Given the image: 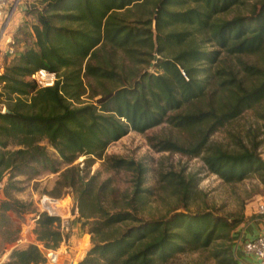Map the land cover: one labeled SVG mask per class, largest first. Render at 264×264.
Returning a JSON list of instances; mask_svg holds the SVG:
<instances>
[{
    "label": "trees",
    "instance_id": "trees-1",
    "mask_svg": "<svg viewBox=\"0 0 264 264\" xmlns=\"http://www.w3.org/2000/svg\"><path fill=\"white\" fill-rule=\"evenodd\" d=\"M233 8L234 18L227 19ZM135 9L146 19L131 23ZM27 12L37 16L35 43L15 51L0 76V108L6 109L0 110V182L34 164L58 173L42 145L46 141L69 166L54 195L73 191L79 219L92 235V246L78 264H168L175 253L215 241L222 242L218 264H240L233 246L239 221L181 212L189 209L198 181L164 176L180 203L169 215L146 220L140 214L151 194L144 187L150 170L104 155L129 131L143 134L168 124L188 140H159L158 152L200 158L225 183L250 175L264 183V159L256 150L210 147L220 128L264 102V0H42L39 9ZM108 48L109 55L103 54ZM118 54L136 64L135 71L121 69ZM223 55L237 59L234 68L221 66ZM143 65L156 71L140 70ZM42 69L57 74L53 87L40 89L34 81ZM85 78L96 84L90 85L92 99L100 98L83 106ZM11 145L17 149L8 150ZM81 156L94 157L87 160L88 168L95 158L104 159L111 171L134 175L135 188L121 200L123 206L110 198L115 189L107 182L100 186L98 177H82L73 166ZM6 198L2 217L27 207ZM61 226L60 218L40 213L38 242L57 249L68 239ZM46 263L42 251L29 244L13 249L6 264Z\"/></svg>",
    "mask_w": 264,
    "mask_h": 264
},
{
    "label": "rangeland",
    "instance_id": "rangeland-1",
    "mask_svg": "<svg viewBox=\"0 0 264 264\" xmlns=\"http://www.w3.org/2000/svg\"><path fill=\"white\" fill-rule=\"evenodd\" d=\"M30 1L40 4L42 0ZM243 13L246 14V11L243 10ZM141 14L142 11L135 9L134 15L129 16L128 19L131 23L138 18L145 20V15ZM225 17L227 19L234 18V8ZM20 40L26 44L25 48H30L35 43L34 36L30 33L21 35ZM109 52L108 48V51L103 54L109 55ZM12 59L13 56L7 57L3 65L4 69L11 64ZM222 59L224 64L222 63L221 66L234 68L237 64V59L234 57L223 55ZM243 59L248 62L257 60L252 57ZM116 60L124 71H135L136 64L130 62L122 54H118ZM147 68L146 65H143L140 70L156 71ZM84 82L88 87L87 94L81 99L82 105L94 104L100 97L92 99L93 91L90 85L96 88V84L87 78L84 79ZM98 90L100 91V89ZM77 106L79 107V105ZM263 115L264 102L254 109L244 111L239 118L226 123L211 137L210 147H219L230 153L242 152L246 149L256 150L257 154L264 159ZM163 139L185 142L188 137L168 124H161L143 134L129 131L118 141L112 142L105 151L106 158L118 157L135 161L150 170L149 175L146 176L147 182L144 187L150 189L151 194L140 214L141 218L159 219L169 215L179 205L180 199L174 195L166 180L163 179L167 174H176L185 180L195 179L198 181V187L189 209L187 211L181 209V212L212 213L229 221H239L240 226H245L257 218L264 219V215L259 213V205L264 204V183L258 176L250 175L241 182L225 183L218 176L211 174L200 158L193 159L179 153L158 152V148L154 145ZM42 145L46 147L51 159L57 162L58 173H52L44 165L34 164L22 171L14 170L6 175L3 182H0V207L3 202L7 201L6 195L27 206L20 209L23 210L22 213L9 212L6 217H2L0 210V264L9 262L11 252L19 239L26 242L23 246L38 242V215L40 213L47 214V206L50 203L46 201L47 198L60 201L58 205H55L56 211L51 216L61 219L60 230L68 236V255L63 256V259L76 260L78 264L92 246L90 228L84 226V221L79 219L76 210V196L73 191L64 190L63 195L59 198L54 195V189L61 173L69 166L60 160L58 153L46 141ZM15 149L17 148L12 145L8 147V150L11 151ZM90 158L94 159V157L81 156L73 166L78 167L82 171V177H86L88 181L96 176L100 186L107 182L110 188L115 189L110 198L114 201L117 200L119 205L123 206L125 202L123 203L121 200L129 198L135 188L134 175L124 170L111 171L107 164H104V159L95 158L92 166L88 168L87 160ZM50 207L54 206L50 205ZM63 225H68L69 230L63 231ZM234 242L235 236L233 246L236 254ZM221 243V241H215L206 248L175 253L168 264H218L216 255L221 250ZM50 244L53 245V243Z\"/></svg>",
    "mask_w": 264,
    "mask_h": 264
},
{
    "label": "crops",
    "instance_id": "crops-1",
    "mask_svg": "<svg viewBox=\"0 0 264 264\" xmlns=\"http://www.w3.org/2000/svg\"><path fill=\"white\" fill-rule=\"evenodd\" d=\"M30 8L39 9L40 4L30 0H21L5 31L3 30L4 20L0 19V66L5 63V52L9 48H13L17 53L26 49V44L20 40V37L25 33L33 35V27L37 25L36 14L27 12ZM260 236H264V219L257 218L249 224L238 228L234 243L236 244V257L240 264H257L256 258L245 254L241 245L245 240H253Z\"/></svg>",
    "mask_w": 264,
    "mask_h": 264
},
{
    "label": "built area",
    "instance_id": "built-area-1",
    "mask_svg": "<svg viewBox=\"0 0 264 264\" xmlns=\"http://www.w3.org/2000/svg\"><path fill=\"white\" fill-rule=\"evenodd\" d=\"M21 0H0V19L4 20L3 23V30L5 31L6 28L9 25V22L16 10V7L20 3ZM15 50L13 48H9L5 52V56H14ZM4 73L3 66H0V76H2ZM34 81L38 85L40 89L44 88H50L53 87L56 82L58 81V76L55 73H51L47 70H40L33 76ZM1 113H5L6 109L5 107L0 108ZM49 205L47 206L48 209L46 210L47 214L50 216L55 213V207H50V205H53L55 202L54 200H50L47 198ZM47 203V202H46ZM54 206V205H53ZM259 213L261 215H264V204L259 205ZM63 231H68L69 226L63 225L62 227ZM67 240H64L60 248L56 250L52 249H45L44 245L40 242L37 243H31L33 245H36L43 253L44 257L46 258V261L48 264H77L76 260H64L63 256L68 255V246H67ZM26 242L23 239H19L16 242V245L13 249L21 248ZM242 248L244 250V253L247 255L254 256L257 260V264H264V236L257 237L253 240H245L242 242Z\"/></svg>",
    "mask_w": 264,
    "mask_h": 264
},
{
    "label": "bare ground",
    "instance_id": "bare-ground-1",
    "mask_svg": "<svg viewBox=\"0 0 264 264\" xmlns=\"http://www.w3.org/2000/svg\"><path fill=\"white\" fill-rule=\"evenodd\" d=\"M60 203V201H57V202H55L53 205H54V207H55V205H58Z\"/></svg>",
    "mask_w": 264,
    "mask_h": 264
}]
</instances>
